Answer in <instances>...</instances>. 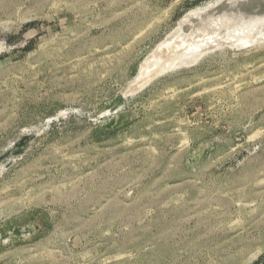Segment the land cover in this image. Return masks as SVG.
I'll list each match as a JSON object with an SVG mask.
<instances>
[{"label":"rangeland","instance_id":"rangeland-1","mask_svg":"<svg viewBox=\"0 0 264 264\" xmlns=\"http://www.w3.org/2000/svg\"><path fill=\"white\" fill-rule=\"evenodd\" d=\"M220 1L0 0V264H264V37L166 67Z\"/></svg>","mask_w":264,"mask_h":264},{"label":"bare ground","instance_id":"bare-ground-1","mask_svg":"<svg viewBox=\"0 0 264 264\" xmlns=\"http://www.w3.org/2000/svg\"><path fill=\"white\" fill-rule=\"evenodd\" d=\"M198 12L199 14L188 22L189 26L186 25L189 27V32L197 40L193 41L194 43L189 42L187 45L185 43V46L179 48L182 50L178 57L177 54L179 53L173 55L174 57L169 53L172 57L169 56V59L166 57L168 60L164 59L168 61L166 67L175 64L179 67L189 66L195 63L207 48L212 46L217 48L218 45H227L229 47L245 48L264 37V0H221L215 8ZM194 19L199 20L194 22ZM183 41L185 40L180 41L182 42L181 46ZM173 49L175 50V48ZM160 69L162 70L163 67Z\"/></svg>","mask_w":264,"mask_h":264}]
</instances>
